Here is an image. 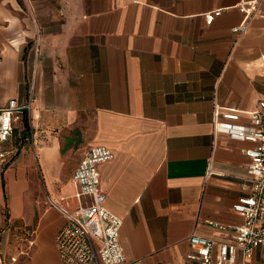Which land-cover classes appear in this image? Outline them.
<instances>
[{"label": "crops", "instance_id": "crops-1", "mask_svg": "<svg viewBox=\"0 0 264 264\" xmlns=\"http://www.w3.org/2000/svg\"><path fill=\"white\" fill-rule=\"evenodd\" d=\"M242 1L0 0V107L34 95L30 131L15 129L0 167L1 251L3 224H20L13 264H62L67 219L54 204L76 206L72 176L95 145L114 154L100 186L130 260L192 264L191 233L220 238L211 222H243L233 204L253 144L213 127L215 102L247 124L264 99V0L239 34ZM249 264H264V245Z\"/></svg>", "mask_w": 264, "mask_h": 264}, {"label": "built area", "instance_id": "built-area-1", "mask_svg": "<svg viewBox=\"0 0 264 264\" xmlns=\"http://www.w3.org/2000/svg\"><path fill=\"white\" fill-rule=\"evenodd\" d=\"M260 1L243 0L239 4L244 19L233 28L234 32L243 34L248 30L250 18L259 13ZM221 13V9L208 12L206 22L211 24ZM39 44L37 40L38 51ZM33 103L31 91L26 100L12 98L0 107V167L15 153L11 139L25 110L30 118ZM213 114L215 135L224 134L253 144L245 150L250 157L248 176L243 184L245 193L233 204V210L242 215L243 222L237 225L211 222L220 238L191 233L188 237L191 250L186 257L192 264H249L256 248L264 245V99L250 112L247 124L239 123L241 115L236 108H222L218 102L214 104ZM113 157L112 150L105 145L86 150L72 176L76 206L69 209L54 204L67 219L55 237L62 264H144L141 260L127 258L120 242L123 219L104 203L106 194L100 186L99 166ZM212 173L210 162L207 176ZM16 261L12 256L8 262L0 250V264Z\"/></svg>", "mask_w": 264, "mask_h": 264}, {"label": "rangeland", "instance_id": "rangeland-1", "mask_svg": "<svg viewBox=\"0 0 264 264\" xmlns=\"http://www.w3.org/2000/svg\"><path fill=\"white\" fill-rule=\"evenodd\" d=\"M30 48H32V51H33V53L35 54H37L38 53V50H37V45H36V43L35 42H33V43H31V47ZM29 65V64H28ZM31 72H30V68H27V79L28 78H30L31 77V74H30ZM23 129H24V124H23V121H22V117H21V120L19 121V127H18V131L19 132H21L22 133V131H23ZM1 205V204H0ZM1 213H3L5 216L6 215H8L9 213H8V207H7V203H6V205H2L1 206V211H0ZM7 213V214H6ZM19 225L20 224H17V223H14V225H12V226H8V225H4L3 224V226L1 227L2 229H8V228H11L10 229V236H9V240H8V242L6 243L5 242V240H6V237H5V239H4V241H3V244H2V251H3V253L5 254H7V257H8V259H9V257L10 256H13V255H15V254H17V249H16V244H15V241H16V239H17V228H19ZM1 232V231H0ZM0 238H1V233H0Z\"/></svg>", "mask_w": 264, "mask_h": 264}, {"label": "trees", "instance_id": "trees-1", "mask_svg": "<svg viewBox=\"0 0 264 264\" xmlns=\"http://www.w3.org/2000/svg\"><path fill=\"white\" fill-rule=\"evenodd\" d=\"M29 47H31V43L29 44ZM22 121L24 124V129L22 131V137H24L23 134L26 135L30 131V118H29L28 110H25L23 112ZM6 218H7L6 220L8 221V215H6Z\"/></svg>", "mask_w": 264, "mask_h": 264}]
</instances>
